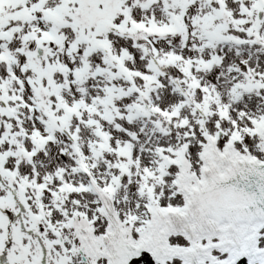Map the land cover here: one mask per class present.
Masks as SVG:
<instances>
[{"label": "snow or ice", "instance_id": "6c2138e0", "mask_svg": "<svg viewBox=\"0 0 264 264\" xmlns=\"http://www.w3.org/2000/svg\"><path fill=\"white\" fill-rule=\"evenodd\" d=\"M0 264H264V0H0Z\"/></svg>", "mask_w": 264, "mask_h": 264}]
</instances>
